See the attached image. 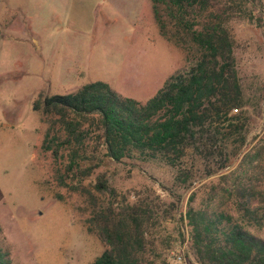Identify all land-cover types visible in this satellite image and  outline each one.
Masks as SVG:
<instances>
[{
	"label": "rangeland",
	"instance_id": "rangeland-1",
	"mask_svg": "<svg viewBox=\"0 0 264 264\" xmlns=\"http://www.w3.org/2000/svg\"><path fill=\"white\" fill-rule=\"evenodd\" d=\"M231 32L250 123L246 146L240 155L233 149V169L247 147L264 142V29L240 21ZM186 65V53L161 36L151 0H0V243L13 264H91L106 249L91 229L90 202L58 187L41 153L46 127L33 111L40 94L104 81L146 102ZM101 156L103 165L83 182L106 176L116 196L99 195L101 205L126 201L168 216L147 234V264H198L185 215L220 183L222 161L190 157L192 178L181 184L160 161ZM251 231L264 239V228Z\"/></svg>",
	"mask_w": 264,
	"mask_h": 264
},
{
	"label": "trees",
	"instance_id": "trees-1",
	"mask_svg": "<svg viewBox=\"0 0 264 264\" xmlns=\"http://www.w3.org/2000/svg\"><path fill=\"white\" fill-rule=\"evenodd\" d=\"M151 2L161 36L186 53V67L146 102L104 81L66 95L41 93L33 104L46 127L41 153L51 159L57 186L92 206L89 223L106 249L91 264H147V234L168 217L126 201L101 205L99 195L116 196L106 176L83 182L103 165L102 151L117 163L160 161L181 184L192 178L190 157L220 159L227 172L204 205L185 215L193 256L198 264H264V239L251 231L264 228V142L247 147L232 169L233 149L240 155L246 146L250 123L231 32L240 21L264 29V0ZM0 264H13L1 243Z\"/></svg>",
	"mask_w": 264,
	"mask_h": 264
}]
</instances>
